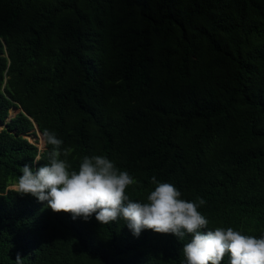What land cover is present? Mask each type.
Returning a JSON list of instances; mask_svg holds the SVG:
<instances>
[{"label":"trees","instance_id":"16d2710c","mask_svg":"<svg viewBox=\"0 0 264 264\" xmlns=\"http://www.w3.org/2000/svg\"><path fill=\"white\" fill-rule=\"evenodd\" d=\"M0 122V264H186L192 234L135 237L17 194L24 164L49 162L36 128L71 149L70 172L106 156L136 181L132 201L155 176L206 201L203 231L260 238L264 0H0Z\"/></svg>","mask_w":264,"mask_h":264},{"label":"clouds","instance_id":"9594fccd","mask_svg":"<svg viewBox=\"0 0 264 264\" xmlns=\"http://www.w3.org/2000/svg\"><path fill=\"white\" fill-rule=\"evenodd\" d=\"M42 138L53 146L48 152L49 162L38 169L32 165L39 162V156L32 164L25 163L14 185L17 194L46 201L54 213H70L73 220L87 222L94 213L101 225L123 220L135 237L145 229L173 234L181 240L192 234L191 241L183 246L186 264H221L226 254H230L229 264H264V236L245 235L230 227L203 231L209 221L197 209L206 203L204 199L198 197V204L181 199L174 185L153 176L151 182L156 187L147 202H134L125 190L136 181L127 171L116 169L106 156H85L78 171L70 172L71 165L60 157H66L71 149L61 151L63 141L55 132L45 129ZM15 264H23L20 253Z\"/></svg>","mask_w":264,"mask_h":264},{"label":"rangeland","instance_id":"374dc122","mask_svg":"<svg viewBox=\"0 0 264 264\" xmlns=\"http://www.w3.org/2000/svg\"><path fill=\"white\" fill-rule=\"evenodd\" d=\"M19 111L17 109H12L11 110V115L15 116L16 114H18ZM3 125H0V130L2 129ZM36 133L35 134H31L28 138L30 141H32L33 143H38V146L44 150L46 148V143L44 142L43 138H42V133L36 128ZM12 189H15V186L12 187Z\"/></svg>","mask_w":264,"mask_h":264},{"label":"water","instance_id":"95a60500","mask_svg":"<svg viewBox=\"0 0 264 264\" xmlns=\"http://www.w3.org/2000/svg\"><path fill=\"white\" fill-rule=\"evenodd\" d=\"M13 109H14V108H13ZM15 109H17V108H15ZM17 110H18L19 112L22 111L21 108H18ZM12 117H14V116H12V115L10 114V117H9L8 120L10 121V120L12 119ZM0 125H3L2 122H0Z\"/></svg>","mask_w":264,"mask_h":264}]
</instances>
